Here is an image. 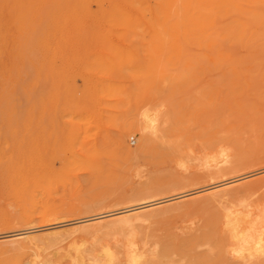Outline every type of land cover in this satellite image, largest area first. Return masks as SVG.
Returning <instances> with one entry per match:
<instances>
[{"label": "rangeland", "instance_id": "rangeland-1", "mask_svg": "<svg viewBox=\"0 0 264 264\" xmlns=\"http://www.w3.org/2000/svg\"><path fill=\"white\" fill-rule=\"evenodd\" d=\"M10 1H0V74L3 75L0 76V79L3 78L0 80V86L3 84L0 87V211L9 210L17 216L23 211H32L34 219L7 230L0 229V236L17 229L14 234H19L0 239V264H25V261L34 259L31 256L37 254L41 259L50 257L54 261L59 258L60 252V260L54 262L71 264L77 255L74 252L86 254L84 248L92 256L96 254L92 251L98 245L110 242L108 245L112 246L111 242L117 243L127 235L112 231L113 234L105 229L78 231V235V232H68L72 224H79L76 221L152 202V207H145L156 209L174 205V209L177 205L188 204L193 198L211 190L210 186L214 182L202 164L214 152L218 143L229 142L238 151L246 153L256 150L257 144L264 145V40L260 42L263 48L257 44L244 48L240 40H226L229 30L236 25L240 26L244 22L243 17L251 15L244 11L253 8L250 5L252 1L237 0L239 7L244 9L241 11L240 8L228 11L217 7L200 8L189 29L165 34L164 40L152 31L149 21L151 13L144 1L138 0L134 4L128 0L121 2L126 15L120 23L115 24L102 20L99 9L101 3L88 1L91 4L93 2L91 6L94 9L90 10L98 14L95 18H82L81 25L87 24L82 25V28H87L78 31L48 28L43 39L49 40V44L40 41L39 35H35V41L32 38L33 29L45 23L42 19L47 21V15L43 12L46 13V7L52 1L49 0L46 6L40 5V12H43L41 20L35 22L37 26L32 18H25L21 11L26 0ZM16 3L19 5L18 10ZM106 5L107 10H110L111 4L107 2ZM77 7L80 9L79 5ZM254 8L257 10L259 7L255 5ZM261 10L264 16V8ZM211 14L215 21L212 19L209 23ZM98 22L101 25L99 28ZM30 27L33 33H27ZM250 28L251 32H255L263 30L264 26L251 25ZM28 41L32 45L34 42L35 53L29 48L32 45ZM23 43L27 45L23 47ZM23 48L32 55L29 56ZM26 54L29 61L25 59ZM242 61L246 62L243 64ZM21 71L26 72V76H22L24 73ZM30 76L32 81L27 79ZM19 84L23 89L19 87L18 92L28 98L16 95ZM33 91L34 95L31 94ZM31 96L35 97L32 103ZM25 99L31 103L29 106ZM2 104L5 108L1 107ZM23 113L26 117L19 118ZM147 113L160 115L156 117L157 128L142 127ZM130 124L136 125L135 130L127 129ZM145 135L151 141L149 145L142 146ZM31 156L34 157L32 160L36 169L34 197L18 192L11 180L3 177L6 168L12 169L16 161L24 162ZM262 170H259L261 175L257 174L256 177L264 176ZM141 190H152L155 193L140 197L134 201L135 204L131 201H115V198L129 197ZM208 209L199 207L185 213L173 211L168 216L154 218L152 225L146 228L149 231L148 228L153 227V233L163 234L169 228L174 230L179 224L182 226L189 223L190 219L198 221V218L209 214ZM92 226L95 230V225ZM97 228L101 227L97 225ZM53 230H59V235L66 231V235H74L72 237L69 234L66 238L64 234L60 237L55 233L54 236L50 234ZM31 231L33 235L48 232L46 236L42 235L45 242H48V238L52 241L46 243L50 248L48 254L43 240L40 245L23 251L12 248L11 242L14 239L23 238ZM122 234L125 236L121 237ZM77 236H81L86 243L79 241ZM57 242H60L59 246ZM51 243L53 246H50ZM72 243L73 246L68 245ZM54 245L64 247L68 252L72 248L74 252L68 255L63 251L58 252ZM37 246H41L39 252L41 248L46 249L43 258ZM80 246L78 249L81 251L76 248ZM91 247L93 249L90 250ZM52 251L54 254L49 255ZM69 254L73 257L70 256L71 260L66 258Z\"/></svg>", "mask_w": 264, "mask_h": 264}, {"label": "bare ground", "instance_id": "bare-ground-1", "mask_svg": "<svg viewBox=\"0 0 264 264\" xmlns=\"http://www.w3.org/2000/svg\"><path fill=\"white\" fill-rule=\"evenodd\" d=\"M0 1L4 2L5 0H0ZM50 1H52V2H51L49 7H46L48 9V10L47 9L45 10L46 13H44L42 10L40 12V5H41V7L43 4H45L43 6H46V4H47V2H49V0L48 1L47 0H26V2L23 3L21 11L24 12V14L26 16L25 18H28V19L32 18L34 23L37 22V20L39 21V19L41 20V13L42 12H43V14L47 15V18H46L47 21H44L42 19L43 23L44 22L45 23L44 24L37 23V24H40L39 28L36 27L37 29L36 28L33 29V31H34V37L32 38L33 41H35V38H37V37H35V35L36 36L39 35L40 41H44V44H49V40H47V39L44 40L43 37H44V34L47 32L48 28H51V27H53V28L59 27V29L65 28L69 31L70 30H74V31L75 30L76 31L83 30V28L86 29L87 27L83 26V28H82V25H87V24L81 25V23H80L82 18H84L85 16H89V18L90 17L95 18L98 14V12H95V10L92 11L94 9L91 6L93 4V2L91 4V2H88V1H97V2L101 3V5H100L101 8H99V9H100V13L103 17L102 20L104 19L107 22L114 23V24L120 23L121 19L124 17V15H126L125 14L126 13L125 7L123 4H121V2L126 1V0H50ZM128 1H132L134 4V2L138 1V0H128ZM142 1L145 2V6H146L147 10L148 11L150 10L151 17H150L149 21H150V27H151L152 31L156 35H158V37H160L162 40L165 39V34H169V33L176 34V33L180 32L181 30L189 29V27L192 26V23H194V21H195L194 16L196 13H198V10H200V8L202 9L203 7H205L206 9H212V8L217 7V8L227 9L225 11L231 10L233 8L234 9L240 8L239 2H236L237 0H142ZM248 1L253 2L252 4H250L253 6V8L250 10H245L246 12L244 11V13H251V15L245 14L246 17H243V18H245L244 22H242L240 26L236 25L233 28H231L229 30L230 34L228 36H226V38H227L226 40H228V39L240 40L243 43V47L245 46L248 48L251 47L252 44H257V45L262 47L260 42H262L261 39L264 40V29L261 31L251 32L250 26L251 25H255L258 27L264 26V16H262V13L259 11V9L261 10V8H264V0H248ZM10 2L12 3L13 0H11ZM87 2H88L87 5L90 4L88 7L85 4ZM107 2L111 4L110 5L111 8H109L110 10H107V7H106ZM17 4L18 3H16V7L18 10L19 5H17ZM80 4L81 5L83 4V5L81 6ZM78 5L80 6V9L77 7ZM255 5H257L259 7V8H257V10L254 8ZM76 8H78L80 11L79 10L75 11ZM90 8H92V10H90ZM6 9H8V8H6ZM10 9H12V7ZM10 9H8V10H10ZM44 9H45V7H44ZM3 10L5 11V9H3ZM239 10L241 11L244 9L240 8ZM14 11H15V8L13 10V13H14ZM225 11H222V12H225ZM261 11L263 12V10H261ZM212 15L213 14L210 15L209 23L212 22V19L215 21V17H212ZM228 15L229 14L227 13V17H228ZM43 16H45V15H43ZM44 19H45V17H44ZM84 20H85V18H84ZM219 20H221V18ZM18 22H19V20H18ZM30 22L33 23L32 20ZM228 24H230V23H228ZM5 25H6V27L8 26L7 24H5ZM35 25H36V23H35ZM45 25H48V27H45ZM212 25H213V27L215 26L214 23H212ZM16 26H14V27L16 28ZM94 26H96V25H94ZM100 26L101 25L98 22L97 27L99 28ZM12 27L13 26H11V28ZM27 27L28 26L26 25V29H27ZM30 29H31V27L29 28L28 32L27 31H25V32L29 33L31 31ZM2 30H4V29H2ZM33 31H31V32L33 33ZM23 32H24V29H23ZM215 32L213 31V33H215ZM7 34H8V32H7ZM24 34H26V33H24ZM20 35H21V33H20ZM32 35L33 34H31L30 36H32ZM27 36H26V40L28 39ZM24 37H25V35H24ZM23 41H24V39H23ZM29 42L30 41H28V43ZM226 43H228V42H226ZM10 44H11V42L9 43V45ZM23 44H24L23 47H25V45H27V43H23ZM234 44L237 45L238 43L235 42ZM29 45H32V44L29 43ZM239 45H240V43H239ZM33 47H34V42H33L32 47H29V48L30 49L32 48V51H33V49H34ZM263 47H264V45H263ZM17 48H19L18 44H17ZM207 48H208V45H207ZM23 49L26 50V53H28L29 50H27L25 48H23ZM256 49H257V47H256ZM14 50L16 51L17 49H15V47H14ZM226 50H227V48H226ZM20 51H21V48H20L19 52ZM35 51H33V52L35 53ZM28 54H29V56L32 55L30 52ZM28 54H26L25 59L27 58L29 61V57L27 56ZM257 55H260V53L259 54L257 53ZM34 56H35V54H34ZM34 56H32L31 58H34ZM20 58H22V57H20ZM34 59H32V60H34ZM28 61H26V62L28 63ZM26 62H25V64L27 65ZM245 62H243V64ZM31 65H32V63H31ZM22 68H23V66H22ZM34 68H33V71L35 72ZM0 69H2V68H0ZM21 70H24V69H21ZM24 71H26V69ZM22 73H24V72H22ZM23 75L26 76V72L24 74H22V76ZM0 76H3V75L0 74ZM31 78H32V76L27 77V79H29V80ZM2 79H0V80L2 81ZM5 79H7V78H5ZM17 79H19V78H17ZM4 80H3V82H4ZM8 81H10V80H8ZM30 81H32V80H30ZM20 82L22 83V80ZM26 82H27V80H26ZM5 83H9V82L6 81ZM2 86H3V84H2ZM2 86H0V87H2ZM6 86H7V84H6ZM19 87H21V85L18 86V88H17L18 90H17L16 95L21 94L20 92H18ZM7 89L8 88H6L5 93L7 92ZM22 89L23 88L21 87L20 90H22ZM28 92H30V91H28ZM31 94L34 95V91ZM22 95L23 94H21V96ZM3 96H4V94H3ZM23 96H24V98H28L25 95H23ZM31 97H33V96H31ZM34 98L35 97L32 98L31 103L33 102ZM16 100H18V99H16ZM26 100L27 99H25V102L29 106L31 103L30 102L27 103ZM18 103L19 102H17V104ZM26 104H25V106H27ZM9 106L11 107L10 104H9ZM28 106H27V108H28ZM1 107L5 108V105H3ZM17 108L19 109L21 107L17 106ZM23 110H25V109H23ZM0 112H1V108H0ZM24 112H27V111H24ZM3 114H5V113H3ZM151 114L147 113V114H145V116L143 115L145 117V121H144L145 124H144V126H142L143 128H146L149 126H151L153 128L154 127L157 128V118L156 117L159 118L160 115L159 116L158 115L153 116V113H151ZM156 114H158V113L156 112L155 115ZM0 115L2 116V113H0ZM5 115H7V114H5ZM23 116H24V113L19 118L24 119ZM24 117H26V116H24ZM4 118H6V117L4 116ZM21 119H19V122H21ZM0 123H2V122H0ZM134 125L130 124L127 129L131 130V131L135 130L136 125L135 126ZM20 126H22V125H20ZM138 128H136V130H138ZM2 130H3V128H2ZM1 139H2V136H1ZM150 141H151L150 137L145 135L143 137V143L141 145L142 146L149 145ZM241 151H238L229 142L218 143L215 146L214 152H212L210 154V156H208L205 159L204 164H202L207 169L206 174L209 175L214 182L212 184V186L209 185L211 187V190L207 191L206 193L204 192L205 194L200 196V197L196 196L197 198H193L191 200V202L188 204L184 203L182 205H177L174 209H173L174 205H170L167 207H160V208L155 209V208H149V207H152V206H150V205H152V203H153L152 202L149 204H145L144 206H141V207L149 206L148 208L145 207L146 209L143 208L141 210V209H139V208H141L140 206H136V207L130 206L131 208L128 209L129 212H127V213H126V211H128V210H120V211H115V212L112 211L111 213L102 214V215L100 214V215L95 216L93 218L89 217L88 219L78 220V221H76V223H79V224H75L76 226H74L72 223H69V224H72V227L67 226L69 229H67V228L66 229L69 230L68 232H71V233L74 232V234H75V232L77 233L78 231L90 232V230L96 231L97 229H99V230L105 229L106 232H107V230H110L111 231L110 233H113L112 231H115V234L120 233V232L121 233L124 232L123 234L127 235L126 238H124V239L122 238V240L120 238L121 241H117V243L111 242L112 246L108 245V244H110V242L108 244L104 243V244H107L105 247H104V244L98 245L99 247L100 246L103 247V249L100 248L102 251L99 250L98 246H97L98 248L96 247L95 249H93L92 248L93 246H92L90 248V250L93 249L94 251H92V252L96 253L94 255H92L93 253H90L92 256L88 255L89 253L83 247L84 251L86 252L85 255L86 256L88 255L89 257H84L85 255L80 254V252H78V251L74 252V249H73V252L77 255L75 256L74 259H72L71 264H178V263L179 264H204L206 262H208V263L211 262L212 264H264V176L256 177V175L261 172L259 170H262V169L264 170V145L257 144V149L254 150L252 153H246L244 151L243 152H241ZM33 158L34 157H32V156L28 157L27 158L28 160H26L24 162L23 161H16L13 164L12 169L10 167H8L3 172V177L9 178L11 180L12 186L15 187L18 190V192L24 193V194L26 193L28 196L32 195V197H34V194L36 191V185H35L36 184L35 183L36 169H35L34 161L32 160ZM4 164H5V162H4ZM22 165H23V168H22ZM3 167H5V166H3ZM0 169H1V167H0ZM23 170H25V171H23ZM0 172H1V170H0ZM259 175H261V174H259ZM252 176H254V177H252ZM208 189H209V187H208ZM160 191H161V189H160ZM154 193L152 190H149V191L148 190H141L140 192H137L136 194L129 196V197L123 196V197H119L118 199L115 198L116 199L115 201H116V203H124L127 201L128 202L131 201L134 203V201L138 200L140 197H148V196L153 195ZM177 197H179V196H176V198ZM31 200H33V199H31ZM168 201H170V199ZM168 201H166V202H168ZM100 203L104 204L105 202H99L98 204H100ZM157 203H158V201H157ZM126 206L129 207L128 205H126ZM199 207L201 209H204V208L208 209L209 208L208 209L209 214H207L206 216H204L201 219L198 218V221H195V219H190L189 223L183 224L182 226H181V224H179L180 226H175L174 230L172 228H169L170 230L172 229L170 231L169 229L166 228L170 232L168 231V232H165L163 234L153 233V232H155L152 229L153 227H149L148 228L149 231L146 228V227L150 226L152 221L153 222L155 221L154 218H159V217L161 218V217L168 216L173 211H181V212L185 213V212H188L190 210L193 211L194 209L199 208ZM87 208L85 207V209H87ZM211 208L214 212H211L212 211ZM214 208H215V210H214ZM179 215H180V213H179ZM33 219H34V212H32V211H23L20 216H17L9 210H3L2 212L0 211V229L7 230L6 228H10V227L18 225L22 222L23 223L24 222L30 223L33 221ZM90 220H93V221L95 220V222L92 221L93 222L92 223ZM73 221H75V220H73ZM58 224H60V223H58ZM92 224L95 225V230H94V226H92ZM97 225H99L101 228H97ZM57 227H58V225H57ZM150 228L153 231L150 230ZM176 228H179V230H177ZM27 229L28 228L22 229V230L24 231ZM61 229L59 228V230H61ZM17 230L16 231L13 230V232L10 231V233L7 232V233L1 235L0 239H3V238L5 239V237L7 238L8 236H16L18 233L17 234L15 233L16 234L15 235L14 232H17ZM29 230H31V228H29ZM59 230H57V232H56V230L55 231L53 230V232L50 231L51 232L50 234L51 235L54 234V236H55V233L58 234ZM99 230H98V232H99ZM156 230H159V229H156ZM162 230L164 232V229H162ZM63 231H65V230H63ZM27 232L28 231H25V233H27ZM103 232L105 233V231H103ZM158 232H161V230H159ZM2 233H3V231H2ZM43 233L45 234L48 232H43ZM66 233H67V231H66ZM66 233H61V235L63 236V234H64V237L67 238V237H69V234H71V233H68L66 235ZM121 233H120V235H121ZM20 234H22V233H20ZM44 234L39 233V235L38 234L33 235L32 231H31L27 235L25 234L26 236H24L23 238L14 239L11 242L12 248L16 251H23V250H26L28 248H33L35 245H40L39 243H42L41 241L43 240V244L45 245V246L44 245L43 246L47 247V249H48V246H46V243H49V241L50 242H52V241H51V239L48 238L47 239L48 242H45V238L43 239L42 237L46 236L47 234H45V235ZM59 234H60V232H59ZM78 234H79V232L77 233V235ZM89 234H91V233H89ZM61 235H59V236L61 237ZM73 235H72V237H73ZM85 235H87V234H85ZM125 235H123L121 237H124ZM59 236H58V238H59ZM80 237L81 236H79V237L77 236L78 240L79 241L83 240L82 237H81V239H79ZM83 237H85V236H83ZM56 238H57V236H56ZM77 238H75V239H77ZM60 239H62V238H60ZM70 239L71 238H68L67 240H70ZM75 239H73V240H75ZM90 239H92V238H90ZM68 242H70V241H68ZM54 243L55 242H53V244ZM62 243H65V242H62ZM62 243H61V245H62ZM57 244L59 246L60 242L59 243L57 242ZM56 245H54V247L58 248ZM68 245L73 246V243H72V245L71 244H68ZM50 246H53L52 243ZM40 247L41 246H39V247L37 246V248H39V249H37L38 252L40 250ZM76 248L77 249L81 248V246L76 247ZM44 249L41 248L42 251H40V252H42V254H40L42 258H43L42 255H43V253L45 254V250H46V249L45 250ZM49 249L46 251V254H48V251H50ZM70 249H71L70 252H72V248H70ZM96 249L98 251L95 252ZM1 250L2 249H0V251ZM43 250H44V252H43ZM64 250H65L64 247L57 249L58 252L63 251V252H66L67 255H68V253H70L67 250H65V251ZM78 250L81 251L80 249H78ZM57 251H56V254H58ZM99 251H101V252H99ZM33 252H34V250H33ZM66 253H63V254H66ZM33 254L35 255V253H33ZM50 254H54L53 251L50 252L49 255ZM61 254L62 253L60 252V256H61ZM37 255H39V254H37ZM37 255L31 256V257H34V259L32 258L30 260L25 261V264H57L56 263L57 259L60 260V258H61L60 256H58L59 258H55L56 257L55 256L54 261H56V262H54L50 257H49L50 259L49 258L41 259ZM44 256L48 257V255L47 256L44 255ZM70 256H71V258H73L72 255H70V254L66 258L71 260ZM207 256H208V258H206ZM36 257L39 258V260L36 259ZM62 257H64V256H62ZM63 259H65V257ZM63 262H64V260H63ZM65 262H66V259H65ZM58 264H60V263H58Z\"/></svg>", "mask_w": 264, "mask_h": 264}]
</instances>
